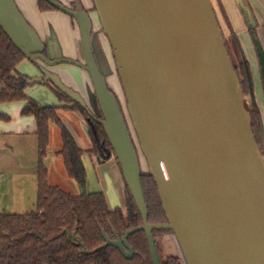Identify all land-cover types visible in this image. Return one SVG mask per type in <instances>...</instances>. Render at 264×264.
<instances>
[{
  "label": "water",
  "instance_id": "1",
  "mask_svg": "<svg viewBox=\"0 0 264 264\" xmlns=\"http://www.w3.org/2000/svg\"><path fill=\"white\" fill-rule=\"evenodd\" d=\"M45 1L74 20L83 62L46 57L48 45L14 0H0V28L26 60L41 62L40 77L29 85L50 83L104 130L142 222L121 239L102 233V247L112 246L130 260L134 250L127 237L143 231L152 264H160L152 232L171 231L184 264H264V129L261 153L212 1L91 0L165 215V223L155 224L147 220L140 159L128 125L92 51V20L78 1L73 10ZM254 41L264 91V54ZM242 60L250 101L258 107L243 55ZM57 64L88 74L96 113L47 69Z\"/></svg>",
  "mask_w": 264,
  "mask_h": 264
},
{
  "label": "trees",
  "instance_id": "2",
  "mask_svg": "<svg viewBox=\"0 0 264 264\" xmlns=\"http://www.w3.org/2000/svg\"><path fill=\"white\" fill-rule=\"evenodd\" d=\"M38 8L41 12L58 11L45 0H38ZM92 9L94 10L93 7ZM71 20L74 22L72 18ZM236 45L239 47V44ZM43 54L46 56V50ZM24 59L23 54L13 46L0 28V103H24L20 114L33 117L37 139L35 210L21 214L0 213V264H152L143 231H137L127 237V243L134 250V256L130 260L112 246L102 247L104 243L102 233L110 240L121 239L126 231L141 224L140 213L126 186L124 211L119 208L110 210L102 193H86V172L82 162L84 151L77 146L62 124L57 111L58 109L76 110L83 115L92 139L91 153L98 156H110L113 153L104 130L88 116L84 108L72 103L68 97L53 87L51 89L58 100L68 105L41 106L29 98L25 89L32 78L17 71L18 64ZM240 68L243 92L244 95H248L242 63ZM114 96L127 124L119 99L115 94ZM244 104L251 118V129L255 140L262 153L263 124L259 107H255L252 103L247 104L245 98ZM8 120L7 114L0 113V121ZM49 123H54L59 129L62 149L58 155L63 161L67 177L80 186L82 190L80 195L50 186L47 182V168L44 161L49 143ZM140 181L148 211V222L165 223V215L151 175L142 171ZM161 232L172 233L171 231L152 232L159 263L184 264L178 256L163 258L156 242V235ZM78 242L83 245L85 251Z\"/></svg>",
  "mask_w": 264,
  "mask_h": 264
},
{
  "label": "crops",
  "instance_id": "3",
  "mask_svg": "<svg viewBox=\"0 0 264 264\" xmlns=\"http://www.w3.org/2000/svg\"><path fill=\"white\" fill-rule=\"evenodd\" d=\"M19 11L37 32L40 39L48 45V48H54L55 53L52 58H68L83 62V54L80 44V35L78 28L71 18L60 11H44L38 8V0H14ZM59 3L70 6L75 0H57ZM214 12L223 33V37L232 40L231 43L239 44V50L245 58L253 82L256 102L258 104L261 120L264 129V97L263 86L260 73V65L257 56L254 37L257 38L264 54V0H211ZM84 9L90 11L93 7L91 0H79ZM94 15V13H92ZM91 14V16H92ZM93 22L92 32L94 41L91 43L94 54L102 57L98 59V64L107 73L106 80L109 88L112 79L116 75L115 68L112 69L108 62L111 53L110 46L105 42L106 37L103 35L97 18ZM97 24V25H96ZM225 41V40H224ZM109 49H108V46ZM107 51V52H106ZM102 52V53H101ZM106 53V54H105ZM107 55V57H106ZM79 77L84 84L83 98L89 109L96 113L94 93L88 74L78 68ZM36 77V76H35ZM40 77V76H38ZM117 77V76H116ZM37 78V77H36ZM109 82V83H108ZM32 86V85H31ZM28 95L27 89H25ZM32 99V98H31ZM35 100V99H33ZM59 101V100H58ZM38 103V102H37ZM42 106V104L38 103ZM68 105L64 102L57 103L62 107ZM24 103L20 102L15 106H9L12 118L9 116L8 121H2L7 124H1L0 121V138H4L3 145L11 143L12 149L10 155L6 152V162L4 175H0V191L5 187L11 188L14 185L9 197L14 204L35 207L36 204V170H37V139L35 136L36 124L31 116H21L20 112ZM3 112V111H2ZM58 117L62 124L67 128L73 137L77 146L84 151L82 162L86 172V193H102L106 199L110 210L119 208L124 211V180L117 161L109 155L98 156L92 151V139L90 136L89 126L83 115L76 110L58 109ZM58 130V138L54 140L52 133ZM9 139L11 141H7ZM61 139L59 129L54 123H49V143L46 148L45 166L47 168V182L50 186H56L66 192L60 182L56 181L59 177H65L66 173L61 157L58 153L61 151ZM18 151V154H17ZM5 152V150H4ZM27 152V153H26ZM8 158V160H7ZM11 160V161H10ZM27 163V164H26ZM31 166V177H26V184L23 179L25 167ZM22 180H18V174ZM29 174V173H27ZM67 176V175H66ZM72 186L71 194L80 195L82 190L73 180L67 178ZM6 191V190H5ZM17 208V207H16Z\"/></svg>",
  "mask_w": 264,
  "mask_h": 264
},
{
  "label": "rangeland",
  "instance_id": "4",
  "mask_svg": "<svg viewBox=\"0 0 264 264\" xmlns=\"http://www.w3.org/2000/svg\"><path fill=\"white\" fill-rule=\"evenodd\" d=\"M92 18L95 22V19H96L95 12H94V15L92 14ZM224 40H225L226 47H227L226 49L229 53V56L231 58L233 65L238 67L239 70L241 71L240 63H242V65H243L242 52L239 50L237 45L231 43L232 40H229L228 38H225V37H224ZM90 41H91V43H93V41H94L93 35H91ZM105 42L107 44V42H108L107 39H105ZM108 49H109V46H108ZM54 53H55L54 48H52V50H51V48H47L46 57L52 58L51 55ZM106 57H107V55H106ZM95 58L97 59V61H98V59L99 60L102 59V57L97 56L96 53H95ZM107 59H108V62L110 64V67L112 69H114L115 64H114V60H113L111 53L109 54V57ZM41 65L42 64L40 61H37V60L29 61V60L24 59L18 64L17 71L23 75H26L27 77H31L32 79H34V78L41 75V73L39 71V68ZM98 66L101 69V71H102L101 73L104 75L105 79L106 80L108 79V81H109L110 76L107 77V73L104 71V69L100 65H98ZM47 69L50 72L57 74L64 85H66L67 87L78 92L83 97V95H84L83 94L84 93V84H83L82 78L79 77L78 67L73 66V65H69V64H57V65H54L51 67H47ZM115 72H116V69H115ZM114 76H115V78H113L112 82H111V87H113V90L111 88H110V90L119 99L124 117L126 119V122H127L128 128H129L130 135L132 137V140L134 142V145L136 147V150H137V153H138V156L140 159L141 170L146 173L147 172V166H146L145 160L141 154V151L139 149L135 132L132 128L129 116H128L127 111H126V102H125L124 95H123V92H122V89L120 86L119 79H118V77H116L117 73ZM51 87H52V85L50 83L46 84V85L35 84L32 86L31 85L27 86L26 89L28 91V95L30 94L29 96L32 99H35L36 102L42 104V106L56 105L57 103H59V101H58V98L56 97V95L54 94V92L52 91ZM245 101L247 104L251 103L249 95H245ZM18 103H20V102L0 103V113L7 114L10 116V118H12L11 111L9 112L8 108H10L13 105L15 106ZM4 123L5 122L1 121V124H4ZM5 124H7V123H5ZM57 134H58V130L56 129V131H54V133H52V136H53L52 138L54 140H57V138H58ZM6 140L11 141L9 139H6ZM3 142H4V138H0V175H4V174H1V173H4L1 171H4L3 165L5 166V162H6V152L10 155V152L12 150V149L8 148V147L12 148L10 142H8V145H6V146L3 145ZM36 146H37V144H36ZM4 150H5V152H4ZM17 154H18V151H17ZM110 157H113L115 159L113 153L110 155ZM7 160H8V158H7ZM36 162H37V158H36ZM44 163H45V161H44ZM27 173H29V174H27ZM24 174L25 175L23 176V179H24L25 184H26V177L27 176L31 177V166H30V168L25 167ZM19 175L20 174H18V180H22L19 177ZM67 178L68 177L65 175V177H62V179L58 177L56 179V181L60 182L62 187L64 189H66L67 191H69V193H70V191L72 190V186L70 185V181ZM13 187H14V185H12L11 188L8 185V187H5L6 191L5 190L0 191V213L21 214V213H27L30 211H34L35 207H31L29 204L27 206L24 205L22 207H20L19 204L12 206V204H14V203L10 199L9 195L15 191V189H13ZM124 198H125V187H124ZM156 242L160 248V251H161L163 258H165L167 256L174 255V256H178L182 259L178 243H177V241H176V239L172 233H170V232L158 233L156 235Z\"/></svg>",
  "mask_w": 264,
  "mask_h": 264
},
{
  "label": "flooded vegetation",
  "instance_id": "5",
  "mask_svg": "<svg viewBox=\"0 0 264 264\" xmlns=\"http://www.w3.org/2000/svg\"><path fill=\"white\" fill-rule=\"evenodd\" d=\"M75 1H78V2H79V0H75ZM74 4H75V2H73L72 5L67 6V7L73 10V9H74ZM79 4L81 5L80 2H79ZM81 7H82V9H83V10H84V11L90 16V18H91V17H92L91 14L94 13V10L91 9L90 11H88V10L84 9L82 5H81ZM92 26H93V22H92ZM90 42H91V41H90ZM91 46H92V45H91ZM92 51H93V49H92ZM93 54H94V52H93ZM94 57H95V54H94ZM95 60H96L97 65H99L98 62H97V59H96V58H95ZM234 67H235V70H236L237 74L239 75V78L241 79V71L239 70L238 67H236V66H234Z\"/></svg>",
  "mask_w": 264,
  "mask_h": 264
}]
</instances>
